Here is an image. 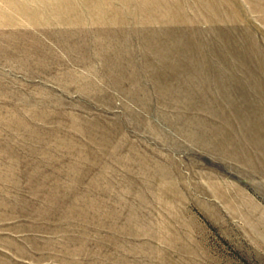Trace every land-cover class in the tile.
Wrapping results in <instances>:
<instances>
[{"label":"rangeland","instance_id":"obj_1","mask_svg":"<svg viewBox=\"0 0 264 264\" xmlns=\"http://www.w3.org/2000/svg\"><path fill=\"white\" fill-rule=\"evenodd\" d=\"M0 264H264V0H0Z\"/></svg>","mask_w":264,"mask_h":264}]
</instances>
